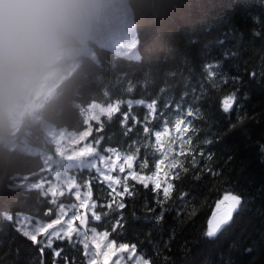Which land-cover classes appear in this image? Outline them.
<instances>
[{
    "label": "trees",
    "instance_id": "16d2710c",
    "mask_svg": "<svg viewBox=\"0 0 264 264\" xmlns=\"http://www.w3.org/2000/svg\"><path fill=\"white\" fill-rule=\"evenodd\" d=\"M127 2L140 38L139 57L118 55L105 47L96 59L75 68L37 113L55 127L80 131L86 127L84 109L90 103H118L119 111L110 118L104 114L92 120L96 155L106 156L109 148L122 155L139 149L134 170L146 158L149 168L143 174H150L161 155L155 132L174 129L179 120L189 121L182 140L176 134L171 140L175 159L183 165L172 171H179L181 179L173 181L167 199L162 191L130 180L133 194L117 196L92 167L85 166L78 171V183L91 190L95 211L101 215L100 221L89 223L112 232L119 222L112 236L135 244L154 264H264V0ZM208 65L211 68L206 71ZM229 94L235 95L239 107L225 114L220 101ZM148 104H155V113L150 114ZM76 105H81L80 110ZM189 111L193 116L187 115ZM125 113L130 114L126 124L122 122ZM11 131V124H6L0 127V136L11 137ZM16 135L18 139L29 135L31 144H40L45 141L44 125L26 116ZM2 143L0 264H85L78 237L54 238L49 248L39 243L42 238L33 243L24 237L14 219H4L5 213H27L51 220L56 204L39 188L15 183L21 176L35 177L43 167L41 157ZM115 188L119 192L121 185ZM225 194L241 199V210L233 213L235 226L215 243H206L208 220ZM118 203L124 207H117ZM57 251L60 256L54 254Z\"/></svg>",
    "mask_w": 264,
    "mask_h": 264
},
{
    "label": "clouds",
    "instance_id": "9594fccd",
    "mask_svg": "<svg viewBox=\"0 0 264 264\" xmlns=\"http://www.w3.org/2000/svg\"><path fill=\"white\" fill-rule=\"evenodd\" d=\"M125 0H0V127L105 50Z\"/></svg>",
    "mask_w": 264,
    "mask_h": 264
},
{
    "label": "snow or ice",
    "instance_id": "6c2138e0",
    "mask_svg": "<svg viewBox=\"0 0 264 264\" xmlns=\"http://www.w3.org/2000/svg\"><path fill=\"white\" fill-rule=\"evenodd\" d=\"M211 68V65L206 66V71ZM221 111L225 114L231 113L234 106L237 105L236 97L234 94H229L223 96L220 101ZM129 109H131V103L128 104ZM150 114L155 113V104H148ZM119 107L112 109L109 113V118L112 112H118ZM193 112L189 111L188 116H193ZM129 118L128 114L125 113L122 117V122L127 121ZM135 122V121H134ZM189 121L179 120L175 123L174 127L179 134L180 132L188 131ZM145 132L149 129L146 127ZM169 132L168 128L164 129V132L156 131L155 140L158 145L157 151L161 152L160 158L153 163L152 170L150 174H143L144 169L149 168V160L143 159V161L138 165L139 170H134V165L137 160V154L139 149H136L132 154L121 155L115 149H106V151L112 153L110 157L100 156L99 159L101 163H109V171H115L116 163H119V172L125 173L126 176L124 180L120 177H115L111 175L104 174L103 178L108 182L109 187L112 192L116 193L117 196L121 195H132L128 181H133L136 184L143 186L144 188H149L150 186L156 191H162L163 196L167 199L173 188L174 180H180L181 175L179 171L173 172V169H180L183 165L178 162L173 156L171 159L166 152L161 151L159 145L161 144L162 137L167 135ZM183 142V141H182ZM88 153H91V149H87ZM183 149H181V153ZM92 164V161H88ZM80 165H84V160L80 161ZM86 166V165H85ZM95 167L94 164H92ZM114 185H121L120 191L117 192ZM90 189V185H89ZM67 194L74 197L78 202L76 207L79 211H74L73 216L68 218L66 221L62 217L67 216V206L63 203L57 204L58 214L57 218L48 223L46 226H35L31 230H27L25 227L28 218L24 217L23 222L20 223L17 231L21 232L24 237L37 243L38 234H46L49 237L73 239V237H78L83 248V255L85 258V264H126V261H132V264H154V262L138 252L137 246L135 244H130L128 242L120 241L112 236V232H116L120 227L119 222L113 225L112 232L109 231H98L95 227L88 229L89 218L95 221L101 220V215L98 214L95 209L97 205L92 203V192L89 190L85 195H81L79 186L75 183L72 176L67 177L63 183L59 184L56 188L51 190L48 195L53 198V203H56L57 196H65ZM119 208H123V203H118L116 205ZM111 207V205H109ZM241 210V200L231 194L223 195L222 199L216 204V209L212 213L211 218L208 220L207 231L205 236L208 238L206 243H215L217 239L222 238L230 234L235 226V221L233 220V213H239ZM52 210L50 209L49 212ZM4 219L7 221H13L12 215H5ZM20 221V217L15 218ZM66 222V227H62L60 231H49L54 228L55 225H63ZM78 222V226H77ZM41 245L44 241H39ZM47 247L52 246V239L47 240ZM56 256H60L61 252L57 251L54 253Z\"/></svg>",
    "mask_w": 264,
    "mask_h": 264
},
{
    "label": "rangeland",
    "instance_id": "374dc122",
    "mask_svg": "<svg viewBox=\"0 0 264 264\" xmlns=\"http://www.w3.org/2000/svg\"><path fill=\"white\" fill-rule=\"evenodd\" d=\"M137 43L138 40L135 22L128 7V2L127 0H125V11L109 32L105 47L110 48L118 55L138 58L139 53L137 49ZM53 95L54 92L50 97H52ZM47 100L41 99L36 102L37 111ZM117 107L118 103L101 105L95 102L90 104L89 107L85 109L86 127L80 131H71L65 128L55 127L54 125L49 124L41 119L40 114H38L37 111L29 113V108L21 111L17 115L15 120L10 123L12 127L11 134L13 136H0V142H3L10 148H18L26 153L39 155L43 161V167L36 173L37 175L35 177H33L32 175H25L21 176L19 179H15L16 185H20L26 188L36 187L41 190L42 194L48 195L51 190L56 188L59 184L63 183L67 177L72 176L75 183L79 186L81 195H85L89 190L86 189L87 187L81 188L80 184L78 183V171L85 167V165L92 167L97 172L99 180L104 182L105 185L109 184L104 180V174L120 177L121 180H124L126 172L121 173L119 172V170L109 171L110 162L101 163L99 157L104 155H96L98 153V146L97 143H94L91 140L92 120H97L104 114L109 115L110 111ZM26 116L30 117V119L33 121L40 120L43 123L45 131L44 142L40 144H31L28 141L29 136H25L26 138L23 136L21 139H18L16 131L19 129L23 119ZM168 130V134L162 137L161 147L162 151L166 152L171 159L173 156L175 157L176 154L171 140H173V136L175 134L179 141L182 140L184 132H180L178 134L175 128H168ZM87 149H91L92 152L88 153ZM110 156H112V153H108L104 157ZM81 160H84V165H80ZM89 160L92 161V164H94L95 167H93L92 164L88 163ZM115 166L119 169L120 165L119 163H116ZM114 186L116 187L118 185ZM50 198L53 201V198L51 196ZM91 202L93 203V200H91ZM59 203H63L67 206V216L62 217V219H64L65 221L73 216L74 211H79L78 207H76L78 202L74 199L73 196L67 194L66 192L65 196L56 197V213L54 218H52L51 220L34 218L28 214L24 215L23 213H20L21 215L18 214L20 216H15L10 213H5V215H12L13 219L16 221L17 227H19L20 223L23 222V218L27 217L28 221L25 227L27 228V230H31L35 226H46L48 223L54 221L57 218V204ZM14 217H20L21 220L17 221ZM91 220L92 219L89 218V222H91ZM66 226L67 225L65 222V224L63 225H55L54 228L49 231H60L62 227ZM93 227L95 226L89 223L88 229L90 230ZM98 231L102 232L104 230ZM38 238H42L44 241V245H46L49 238H51L53 241V239L56 237H49L46 234H38L37 239ZM126 264H132V261H126Z\"/></svg>",
    "mask_w": 264,
    "mask_h": 264
},
{
    "label": "bare ground",
    "instance_id": "6f19581e",
    "mask_svg": "<svg viewBox=\"0 0 264 264\" xmlns=\"http://www.w3.org/2000/svg\"><path fill=\"white\" fill-rule=\"evenodd\" d=\"M137 34H138V32H137ZM139 34H140V33H139ZM141 36H142V35H141ZM137 37H138V36H137ZM142 37H143V36H142ZM142 37H141V38H142ZM139 39H140V38H139ZM139 39H138V40H139ZM213 43H215V42H213ZM217 46H219V45H217ZM215 48H218V47H215ZM140 53H141V52H140ZM220 53H221V52H220ZM113 54H114V53H113ZM113 56H114V55H113ZM119 57H120V56H119ZM109 59H111V57H110ZM112 61H113V60H112ZM107 63H108V62H107ZM110 63H112V62H110ZM129 63H130V62H129ZM138 63H139V62H138ZM119 64H120V63H119ZM138 65H139V64H138ZM105 66H106V65H105ZM128 66H129V65H128ZM126 67H127V66H126ZM80 68H81V67H80ZM80 68H79V69H80ZM104 68H105V67H104ZM110 68H111V67H110ZM77 69H78V68H77ZM79 71H80V70H79ZM109 71H110V70H109ZM76 72H77V71H76ZM77 73H78V72H77ZM80 73H81V71H80ZM73 74H74V73H73ZM72 77H73V76H72ZM115 77H116V76H115ZM72 79H73V78H72ZM108 81H109V80H108ZM113 82H114V81H113ZM134 83H135V82H134ZM116 84H117V83H116ZM141 84H142V83H141ZM150 84H152V83H150ZM134 85H135V84H134ZM154 85H155V84H154ZM180 85H181V84H180ZM61 86H62V85H61ZM143 86H144V85H143ZM148 86H149V85H148ZM112 87H113V86H112ZM132 87H133V86H132ZM178 87H179V86H178ZM62 88H63V87H62ZM62 88H61V89H62ZM103 88H104V87H103ZM149 88H150V87H149ZM58 89H59V88H58ZM65 89H66V88H65ZM111 89H112V88H111ZM111 89H110V90H111ZM132 90H133V88H132ZM145 90H146V89H145ZM191 90H192V88H191ZM58 91H60V90H58ZM64 91H65V90H64ZM139 91H140V90H139ZM65 92H66V91H65ZM103 92H104V91H103ZM132 92H133V91H132ZM134 92H135V91H134ZM192 92H193V91H192ZM57 93H59V92H57ZM110 93H111V92H110ZM129 93H130V91H129ZM138 93H139V92H138ZM52 94H53V93H52ZM55 94H56V93H55ZM96 94H97V93H96ZM131 94H132V93H131ZM133 94H134V93H133ZM135 94H136V93H135ZM149 94H150V93H149ZM86 95H89V93H86ZM106 95H107V94H106ZM137 95H138V94H137ZM140 95L143 96L142 93H141ZM140 95H139V96H140ZM83 96H84V95H83ZM89 96H91V95H89ZM89 96H86V97H89ZM128 96H129V94H128ZM139 96H138V97H139ZM166 96H167V95H166ZM56 97H57V95H56ZM59 97H60V96H59ZM65 97H66V96H65ZM95 97H96V96H95ZM124 97H125V96H124ZM130 97H131V95H130ZM130 97H129V98H130ZM135 97H136V96H135ZM147 97H148V96H147ZM151 97H153V95H152ZM151 97H150V98H151ZM189 97H190V96H189ZM89 98H90V97H89ZM89 98H88V99H89ZM136 98H137V97H136ZM144 98H145V97H144ZM157 98H158V97H157ZM55 99H56V98H55ZM55 99H54V100H55ZM79 99H80V98H79ZM126 99H127V98H126ZM139 99H140V98H139ZM50 100H51V98H50ZM67 100H68V97H67ZM73 100H74V98H73ZM83 100H84V98H83ZM92 100H93V99H92ZM122 100H124V99L122 98ZM134 100H135V98H134ZM141 100H142V97H141ZM151 100H152V99H151ZM151 100H150V101H151ZM169 100H170V99H169ZM190 100H191V99H190ZM193 100H194V99H193ZM79 101H80V100H79ZM87 101H88V100H87ZM89 101H90V100H89ZM100 101H101V100H100ZM135 101H137V99H136ZM166 101H167V99H166ZM66 102H67V101H66ZM68 102H69V101H68ZM74 102H75V101H74ZM74 102H73V103H74ZM76 102H78V100H77ZM81 102H82V101H81ZM91 102H92V101H91ZM127 102H128V101H127ZM130 102H131V101H130ZM140 102H141V101H140ZM148 102H149V101H148ZM167 102H168V101H167ZM167 102H166V103H167ZM50 103H51V102H50ZM93 103H94V102H93ZM108 103H110V102H108ZM122 103H123V102H122ZM128 103H129V102H128ZM138 103H139V101H138ZM142 103H143V102H142ZM77 104H80V103L78 102ZM83 104H84V103H83ZM86 104L88 105V103H86ZM90 104H92V103H90ZM133 104H134V103H133ZM143 104H144V103H143ZM108 105H109V104H108ZM138 105H139V104H138ZM76 106H78V105H76ZM79 106H81V105H79ZM79 106H78V109H79ZM122 106H123V105H122ZM164 106H165V105H164ZM74 107H75V103H74ZM83 107H84V106H83ZM85 107H86V106H85ZM125 107H126V104H125ZM134 107H135V106H134ZM161 107H162V106H161ZM126 108H128V107H126ZM159 108H160V107H159ZM166 108H167V107H166ZM74 109H75V108H74ZM76 109H77V108H76ZM142 109H143V108H142ZM145 109H146V108H145ZM79 110H80V109H79ZM84 110H85V109H84ZM124 110H125V108H124ZM133 110H134V109H133ZM164 110H165V109H164ZM74 111H75V110H74ZM129 111H131V110H129ZM135 111H136V110H135ZM135 111H134V113H136ZM137 111H138V110H137ZM158 111H159V110H158ZM122 112H124V111H122ZM122 112H121V113H122ZM126 112H127V110H126ZM143 112H144V111H143ZM160 112H161V110H160ZM78 113H79V112H78ZM78 113H77V114H78ZM127 113H128V112H127ZM129 113H130V112H129ZM119 114H120V113H119ZM132 114H133V113H132ZM75 115H76V114H75ZM122 115H123V114H122ZM129 115H130V114H129ZM129 115H128V116H129ZM135 115H137V114H135ZM142 115H143V114H142ZM146 115H147V114H146ZM78 116H79V114H78ZM143 116H144V115H143ZM147 116H148V115H147ZM83 117H84V116H82V119H83ZM130 117H131V116H130ZM136 117H137V116H136ZM144 117H145V116H144ZM74 118H75V117H74ZM76 118L78 119V117H76ZM120 118H121V117H120ZM84 119H85V118H84ZM84 119H83V120H84ZM117 119H118V118H117ZM138 119H139V118H138ZM80 120H81V119H80ZM120 120H121V119H120ZM130 120H132V119H130ZM130 120H129V122H130ZM99 121H100V120H99ZM116 121L119 122V120H116ZM124 122H125V121H124ZM124 122H123V123H124ZM132 122H133V121H132ZM74 123H75V121H74ZM94 123H96V122H94ZM100 123H101V122H100ZM62 124H63V123H62ZM69 124H70V123H69ZM71 124H72V123H71ZM111 124H112V123H111ZM124 124H126V123H124ZM95 125H96V124H95ZM113 125H114V124H113ZM118 125H120V124H118ZM127 125H129V124L127 123ZM124 126H125V125H124ZM124 126H123V127H124ZM30 127H32V126H30ZM34 127H36V126H34ZM34 127H33V129H34ZM98 127H99V123H98ZM113 127H114V126H113ZM113 127H112V128H113ZM126 127H127V126H126ZM37 128H38V127H37ZM69 128H70V127H69ZM77 128H78V126H77ZM77 128H76V130H77ZM70 129H71V128H70ZM78 129H79V128H78ZM81 129H82V128H81ZM103 129H104V128H103ZM119 129L121 130V128H119ZM124 129L127 130V128H124ZM34 130H35V129H34ZM34 130H33V131H34ZM36 130H37V129H36ZM108 130H109V129H108ZM71 131H72V130H71ZM28 132H29V131H28ZM31 132H32V131H31ZM31 132H30V135H31ZM38 132H39V131H38ZM105 132H106V131H105ZM25 133H26V132H25ZM25 133H24V134H25ZM32 133H33V132H32ZM110 133H111V132H110ZM121 133H124V132L121 130ZM0 134H1V133H0ZM33 134H34V133H33ZM41 134H42V133H41ZM113 134H114V133H113ZM118 134H119V133H118ZM3 135H4V134H3ZM3 135H2V136H3ZM5 135H7V134H5ZM26 135H27V134H26ZM36 135H38V133H36ZM36 135H35V136H36ZM102 135H103V134H102ZM109 135H110V134H109ZM111 135H112V134H111ZM115 135H116V134H115ZM115 135H114V136H115ZM28 136H29V135H28ZM39 136H40V135H39ZM112 136H113V135H112ZM4 137H5V136H4ZM7 137H8V135H7ZM24 137H25V136H24ZM31 137H33V136H31ZM106 137H107V136H106ZM119 137H120V136L116 137V139L119 138ZM2 138H3V137H2ZM2 138H1V139H2ZM25 138H26V137H25ZM122 138H123V137H122ZM110 139H111V138H110ZM110 139H109V140H110ZM124 139H125V137H124ZM32 140H33V138H32ZM107 140H108V139H107ZM2 141H3V140H2ZM28 141H29V140H28ZM112 141H113V140H112ZM112 141H110V142H112ZM115 141H116V140H115ZM115 141H114V142H115ZM118 141H119V140H118ZM118 141H116V142H118ZM103 142H104V141H103ZM105 142H107V141L105 140ZM0 143H1V142H0ZM2 144H3V143H2ZM2 144H1V145H2ZM105 144H106V143H105ZM107 145H108V143H107ZM109 145H110V143H109ZM4 146H5V145H4ZM144 156H145V155H144ZM139 157H141V156H139ZM141 158H142V157H141ZM27 159H28V158H27ZM142 161H143V160H142ZM145 170H146V169H145ZM23 174H25V173H23ZM18 177H19V176H18ZM20 194H21V193H20ZM23 196H25V194H24ZM26 196H27V195H26ZM25 205H26V204H25ZM26 207H27V205H26ZM28 207H29V206H28ZM30 207H31V210H32V206H30ZM18 209H19V208H18ZM21 210H22V209H21ZM24 210H26V208H25ZM2 211H3V210H2ZM12 211H13V210H12ZM14 211H15V210H14ZM22 211H23V210H22ZM22 211H21V212H22ZM33 211H34V210H33ZM33 211H32V212H33ZM25 212H26V211H25ZM29 213H30V211H29ZM18 214H19V213H18ZM18 214H17V215H18ZM25 214L27 215V213H25ZM25 214H24V215H25ZM20 215H21V214H20ZM20 215H18V216H20ZM28 215H29V214H28ZM2 216H3V215H2ZM15 216H16V214H15ZM14 218H15V217H14Z\"/></svg>",
    "mask_w": 264,
    "mask_h": 264
},
{
    "label": "water",
    "instance_id": "95a60500",
    "mask_svg": "<svg viewBox=\"0 0 264 264\" xmlns=\"http://www.w3.org/2000/svg\"><path fill=\"white\" fill-rule=\"evenodd\" d=\"M37 110V103H35L34 105H32L31 107H29L28 111L29 113L30 112H33V111H36ZM240 199V198H239ZM241 200V199H240Z\"/></svg>",
    "mask_w": 264,
    "mask_h": 264
}]
</instances>
